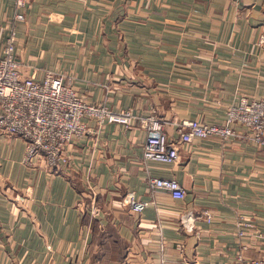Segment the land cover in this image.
<instances>
[{"label":"crops","instance_id":"1","mask_svg":"<svg viewBox=\"0 0 264 264\" xmlns=\"http://www.w3.org/2000/svg\"><path fill=\"white\" fill-rule=\"evenodd\" d=\"M11 35L25 74L62 73L90 102L157 114L172 143L184 121L226 123L241 96L264 97V0H0V57ZM85 120L63 172L27 164L25 139L0 134V264L264 256V146L195 137L163 162L144 157L141 123ZM150 176L185 196L151 193ZM127 191L148 201L141 212Z\"/></svg>","mask_w":264,"mask_h":264},{"label":"built area","instance_id":"2","mask_svg":"<svg viewBox=\"0 0 264 264\" xmlns=\"http://www.w3.org/2000/svg\"><path fill=\"white\" fill-rule=\"evenodd\" d=\"M28 1L16 0V3L27 8ZM16 17L24 19L25 13L18 12ZM261 40H264V35ZM17 49L15 37L9 36L0 57V134L24 138V161L32 166L54 172L65 171L70 165L67 144L88 130L85 119L89 117L101 123L117 122L126 126L141 123L146 129L144 157L163 162L176 161L180 157V147L189 144L195 137L218 136L227 140L241 137L244 133L264 146V97L249 99L246 95L241 96L237 103L229 105L226 123L188 119L181 123L179 138L172 143L166 121L161 116L138 114L131 108L113 109L104 102H90L62 73L47 71L42 77L25 74ZM238 124L244 127L242 133ZM147 186L151 193L165 190L175 198H183L186 194L175 177L150 176ZM93 201L96 203V199ZM124 202L137 212L148 204L146 200H139L134 191L126 192ZM208 220H212L211 215ZM238 233L248 234L242 227ZM186 264L200 263L190 260ZM236 264H264V256L246 258L239 255Z\"/></svg>","mask_w":264,"mask_h":264}]
</instances>
